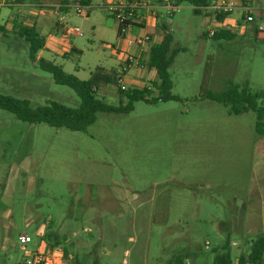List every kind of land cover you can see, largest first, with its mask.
I'll return each instance as SVG.
<instances>
[{"label": "rangeland", "instance_id": "obj_1", "mask_svg": "<svg viewBox=\"0 0 264 264\" xmlns=\"http://www.w3.org/2000/svg\"><path fill=\"white\" fill-rule=\"evenodd\" d=\"M78 1L64 11L60 0L41 2L49 10H40L45 15L37 20L30 14L35 9L17 14L2 8L0 16L33 22L44 39L52 35L57 42L41 57L86 81L95 68L116 69L120 39L103 0H91L82 14L75 12ZM246 1L253 22L233 10L224 25L234 34L229 40L206 36L221 25L202 12L184 4L171 15L162 10L171 49H182L167 69L177 101L97 113L83 131L29 125L0 110V264L21 262L18 234L31 238L26 251H33L53 233L87 264L94 258L97 264H171L178 257L211 264L226 242L234 264L264 236V135L254 132L253 113L232 115L198 97L229 86L264 92V37L252 31L264 27V0ZM74 28L77 34L65 33ZM6 32L0 35V95L31 108L51 101L76 108L74 93L28 60L9 26ZM138 64L146 69L145 59ZM133 69L125 78L129 86ZM115 90L100 85L96 99L116 107ZM256 103L264 107V99Z\"/></svg>", "mask_w": 264, "mask_h": 264}, {"label": "trees", "instance_id": "obj_2", "mask_svg": "<svg viewBox=\"0 0 264 264\" xmlns=\"http://www.w3.org/2000/svg\"><path fill=\"white\" fill-rule=\"evenodd\" d=\"M44 0H34L39 4ZM174 6L186 5L198 14L200 9L205 7L210 0H170ZM15 3L21 4L23 0H14ZM79 5L84 9L89 7L90 0H79ZM59 9L64 11L67 0H60ZM229 14L218 15L215 20L222 23L224 18ZM112 17V15H110ZM162 40L160 43L151 45L147 52L145 67L154 73V81L150 86L142 88H129L120 91L115 87L119 104L114 106L105 105L96 99V92L100 85L116 86L115 70L105 72L101 68H95L94 73L86 81H80L72 75L64 73L61 68L53 63L39 57L36 54L43 50L44 38L39 36L32 25H23L12 21L11 32L17 40L25 45L26 56L31 62H35L38 68L51 75L54 84L65 86L70 89L78 99L76 108H68L60 103L51 101L46 106L31 108L26 100L14 99L9 96L0 95V110L11 114L16 120L29 124H45L53 128H63L70 131H83L90 125L97 113L106 114H127L132 110L136 102L154 103L156 101L167 102L177 101L178 98L170 94L171 83L167 69L171 65L174 56L182 49H171L172 38L166 26L161 24ZM256 29H254L255 33ZM117 37L118 36V31ZM6 29L0 25L1 37H6ZM205 37V34H202ZM234 34L225 30L215 31L211 39L229 40ZM157 93L156 99H149L151 91ZM200 99L220 104L229 109V113L237 115L244 112L254 114V132L258 136L264 135V107L258 106L256 101L264 99V92L250 93L246 89H240L238 86H229L221 93L212 94L203 91L198 96ZM124 100V104L120 100ZM51 233L45 235L44 242L48 249L59 246L57 240L52 238ZM227 245V246H226ZM228 248V243L224 244ZM221 254H216L212 264H232L229 257L228 249ZM171 264H183L182 258H174ZM235 264H264V236L260 235L251 243L249 252L243 256L239 255Z\"/></svg>", "mask_w": 264, "mask_h": 264}, {"label": "crops", "instance_id": "obj_3", "mask_svg": "<svg viewBox=\"0 0 264 264\" xmlns=\"http://www.w3.org/2000/svg\"><path fill=\"white\" fill-rule=\"evenodd\" d=\"M45 1H50V0H44L42 2H45ZM51 1H54V0H51ZM72 1L73 0H67V4L65 5L66 8L70 4H73ZM103 1H104L103 6L106 7L107 11L111 15L109 7L113 6V5H117L118 3H120L123 0H103ZM5 3H6V5L4 7H2L3 9L4 8L5 9L15 8L17 14H21V13L28 14L27 13L28 11H30V12L33 11L32 9L37 10V13H30V14H32L31 18H35L36 20L39 19L41 16L45 15L42 11L40 12V10H46V9L49 10V7L46 4L41 3V2L39 4H37L34 2V0H30V1L23 0V2L21 4L15 3L14 0H5ZM90 3H91V0H90ZM180 6L181 5H179L177 7H180ZM2 8H0V11ZM23 9H24V11H23ZM162 10H163L162 6L158 0H152L147 4V6L145 8L137 10L135 13L136 14L135 18L131 21V26L126 30L125 34L122 37H118L120 39V41H119V46L116 48V53L124 52V53H127V54L134 56L138 60H143V59L146 60L149 47L151 45H155V44L160 43V41L162 40V31H161L159 26L161 24H163L164 26L167 25L165 22V15L163 14ZM10 17L11 16L8 13H4L2 16H0V25H3L6 30H7L8 26H9V29L11 28L12 21H14L16 19V18L13 19ZM203 17L206 18L204 15H203ZM25 18H27V15ZM22 24L23 25H32L36 29L33 22H30V23L29 22H22ZM218 24L221 25L220 29L233 33L230 29H228L224 26L225 25V18L222 21V23H218ZM254 29H256V28L255 27L253 28V30H252L253 33H254ZM143 36H147L149 38V41L146 43H143L139 47H136L135 45L131 44L136 38L143 37ZM254 36L256 39H260V38L264 37V34L258 33L257 31H255ZM56 42H57V40L52 35H47L46 39H44L43 50L39 51L36 54V59L41 57V54H43L44 52L50 51V49L52 48V45H55ZM116 58L118 59L117 56H116ZM132 68H134V67H132ZM132 68H130V69H132ZM133 71H134V73L131 77L134 81H138V83L136 85V87H138V88H142L144 86H149V84L154 81V73H152V71H150V70L143 68L142 70L138 71L134 68ZM150 73H152V74H150ZM130 196L135 198L136 194H132ZM109 199L110 200L112 199L111 201L113 204H115V202H118L114 198L110 197ZM91 222L93 224L98 223V218L96 215L93 216V218L91 219ZM50 236L58 241V238L53 233H51ZM63 241L65 242V238H63ZM55 248H60L62 250V256H63L62 260H60L59 258L55 259L56 263H58V264L59 263H61V264L62 263H64V264H87L83 260H79L77 255L71 254V252H69L65 247H61L59 245ZM55 248H53V249H55ZM53 249L49 250L48 246L46 245V243L44 241H39L37 245H34L33 251L38 250V251L47 253L49 251H52ZM68 257H71L73 259V261L68 260L67 259ZM184 261H187V260L182 258V263ZM18 264H20V261ZM90 264H97V259L94 258L93 261L90 262ZM232 264H233V262H232Z\"/></svg>", "mask_w": 264, "mask_h": 264}, {"label": "built area", "instance_id": "obj_4", "mask_svg": "<svg viewBox=\"0 0 264 264\" xmlns=\"http://www.w3.org/2000/svg\"><path fill=\"white\" fill-rule=\"evenodd\" d=\"M152 0H123L117 5H113L109 7L110 13L112 18L116 24L118 36L122 37L126 30L131 26V21L136 16V11L143 9L147 6V4ZM162 6V9L165 11L166 15H171L173 12H176L178 7L174 6L170 0H158ZM6 5L5 0H0V8ZM75 5V12L77 14H82L83 7L76 2ZM238 9L242 11L243 16L242 20L245 23L253 22L252 15L248 8V2L246 0H210L209 3L200 9L203 15L208 18L212 19L217 24L215 17L218 15L223 14H230L233 10ZM256 31L258 33L264 34V27L257 26ZM214 30H209L206 33V36L211 38L214 34ZM66 34H77L78 29H65ZM149 41L147 36L136 38L131 44L135 45L136 47L141 46L143 43ZM118 57L117 67L115 69L116 72V88L120 91H125L129 88H138L136 87L137 82H135L132 78L130 79L132 85H128L125 82V78L127 76L128 70L134 67L136 70L140 71L143 69L138 64V59L134 56L120 52L116 53ZM16 246L17 248L24 253V257L22 258L20 264H58L55 262V259L62 260V250L60 248H55L52 251L47 253L41 251H26V247L31 243V238L26 234H18L16 236ZM68 260L73 261L71 257L67 258ZM61 264V263H59ZM64 264V263H62ZM183 264H190L188 261H184Z\"/></svg>", "mask_w": 264, "mask_h": 264}]
</instances>
